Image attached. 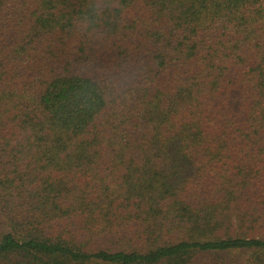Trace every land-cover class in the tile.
I'll return each mask as SVG.
<instances>
[{"label": "trees", "instance_id": "1", "mask_svg": "<svg viewBox=\"0 0 264 264\" xmlns=\"http://www.w3.org/2000/svg\"><path fill=\"white\" fill-rule=\"evenodd\" d=\"M264 264V0H0V264Z\"/></svg>", "mask_w": 264, "mask_h": 264}, {"label": "rangeland", "instance_id": "2", "mask_svg": "<svg viewBox=\"0 0 264 264\" xmlns=\"http://www.w3.org/2000/svg\"><path fill=\"white\" fill-rule=\"evenodd\" d=\"M237 259L240 261V263L249 264L251 260L250 254H236Z\"/></svg>", "mask_w": 264, "mask_h": 264}]
</instances>
